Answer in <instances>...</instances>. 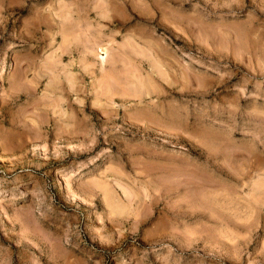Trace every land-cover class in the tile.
I'll list each match as a JSON object with an SVG mask.
<instances>
[{
	"label": "rangeland",
	"instance_id": "obj_1",
	"mask_svg": "<svg viewBox=\"0 0 264 264\" xmlns=\"http://www.w3.org/2000/svg\"><path fill=\"white\" fill-rule=\"evenodd\" d=\"M0 264H264V0H0Z\"/></svg>",
	"mask_w": 264,
	"mask_h": 264
}]
</instances>
